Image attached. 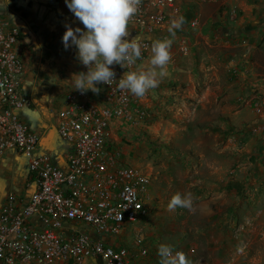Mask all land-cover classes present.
Here are the masks:
<instances>
[{"label": "built area", "instance_id": "1", "mask_svg": "<svg viewBox=\"0 0 264 264\" xmlns=\"http://www.w3.org/2000/svg\"><path fill=\"white\" fill-rule=\"evenodd\" d=\"M205 4L223 5L222 0H142L129 23L131 37L141 38L142 56L136 65H113L117 80L99 84V94L73 88L61 92L53 129L71 147L65 167L41 151L40 134L19 113L34 103L23 90V34L0 16V160L14 151L26 157L28 167L25 193H8L0 207V264H159L161 239L153 231L150 204L152 175L124 160L119 137H114L125 125L140 127L149 121L152 89L139 99L117 84L125 71L149 66L152 41L169 36L171 19L184 7ZM230 14L238 12L233 8ZM199 23L192 18L176 32L168 67L195 55L189 29ZM226 35L233 40L238 32L232 28ZM253 104V111L263 115L264 96ZM131 226L133 239L124 241Z\"/></svg>", "mask_w": 264, "mask_h": 264}, {"label": "rangeland", "instance_id": "2", "mask_svg": "<svg viewBox=\"0 0 264 264\" xmlns=\"http://www.w3.org/2000/svg\"><path fill=\"white\" fill-rule=\"evenodd\" d=\"M8 2L0 0V9ZM64 52L66 66L56 76L85 72L74 45ZM219 71L210 80L193 68L170 72L152 89L149 121L125 125L114 137L122 158L152 175L153 231L161 244L183 249L192 264H264V130L252 131V122L264 124V114L253 111L264 94L237 99L236 73L227 66ZM60 101L59 95L56 108ZM176 192L193 194V211L168 210Z\"/></svg>", "mask_w": 264, "mask_h": 264}, {"label": "crops", "instance_id": "3", "mask_svg": "<svg viewBox=\"0 0 264 264\" xmlns=\"http://www.w3.org/2000/svg\"><path fill=\"white\" fill-rule=\"evenodd\" d=\"M222 3L182 9L184 26L192 18L200 22L198 28L189 29L196 53L192 57L177 59L168 72L175 77L185 68H193L210 80L220 77V67L227 66L228 72L234 71L238 77L234 81L240 85L237 99H244L247 95L260 97L264 94V0H222ZM233 8L237 10V16L230 14ZM0 16L15 23L23 34L21 49L27 65L23 90L34 103L19 113L40 134L41 151L50 152L54 161L65 167L71 147L59 140L53 124L58 108L55 107L57 96L64 89L73 87L66 82L71 80L69 77L63 79L61 74L56 76L55 73L66 66L64 58L67 52H64L66 49L62 43L65 25L86 29L68 9L65 0H9L7 7L0 9ZM232 28L238 32L233 40L226 35ZM181 31L177 30L178 33ZM222 46L224 50H220ZM49 47H58V50H49ZM84 70L86 72L87 68ZM60 79L62 85L58 81ZM152 102L151 98L149 105ZM252 123L256 125L253 133L264 130L262 120ZM27 174L26 157L9 151L0 160V207L8 193H25Z\"/></svg>", "mask_w": 264, "mask_h": 264}, {"label": "clouds", "instance_id": "4", "mask_svg": "<svg viewBox=\"0 0 264 264\" xmlns=\"http://www.w3.org/2000/svg\"><path fill=\"white\" fill-rule=\"evenodd\" d=\"M65 3L86 31L66 24L63 46L68 49L74 45L77 60L87 68L86 73H73L71 80L66 82L71 83L73 89L81 94L89 90L99 94L101 89L97 85H111L117 80L113 65L131 69L142 56L141 38H129V23L139 11L142 0H65ZM184 24L185 18L182 15L171 19L169 36L155 39L151 43L149 66L146 69L125 71L118 79V89L142 99L151 89L158 87L169 75L171 48L177 30H183ZM193 205L191 192H176L169 201L168 210L182 208L191 212ZM157 254L160 257L159 264H192L184 252L174 253L167 244H161Z\"/></svg>", "mask_w": 264, "mask_h": 264}]
</instances>
